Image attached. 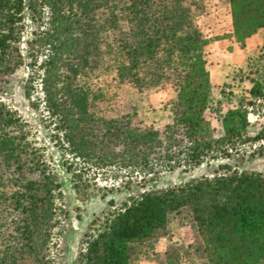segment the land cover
Here are the masks:
<instances>
[{"label": "trees", "instance_id": "obj_1", "mask_svg": "<svg viewBox=\"0 0 264 264\" xmlns=\"http://www.w3.org/2000/svg\"><path fill=\"white\" fill-rule=\"evenodd\" d=\"M130 1L126 7L127 0H0V75L22 62L17 43L24 12L32 20L48 13L47 27L32 33L28 52L32 57L46 51L41 63L45 106L73 157L140 171L194 168L205 159L229 160L239 145L264 138V128L247 135L240 107L220 113L212 104L202 58L207 40L198 24L199 16L210 13L209 0ZM141 1L144 9L137 6ZM161 1L168 4L159 12ZM228 2L237 41L264 28V0ZM98 7L108 14L98 17ZM124 19L126 25L113 35ZM103 62L120 82L139 90L174 87L171 122L155 127L135 113L95 115L91 78ZM24 123L0 103V264H53L49 249L60 183L25 141ZM262 149L250 157L262 155ZM65 168L71 172V164ZM218 169L211 177L130 195L95 216L74 264H134L136 248L162 236L170 215L182 209L195 222L208 264H264V170L227 162Z\"/></svg>", "mask_w": 264, "mask_h": 264}, {"label": "rangeland", "instance_id": "obj_2", "mask_svg": "<svg viewBox=\"0 0 264 264\" xmlns=\"http://www.w3.org/2000/svg\"><path fill=\"white\" fill-rule=\"evenodd\" d=\"M129 1L126 7L132 4ZM209 3V15L198 17L202 35L207 40L202 49V58L208 73L219 61H224L229 67L227 80L221 89L213 88L216 86L213 83L214 72L212 78L209 73L212 104L220 113H224L227 109L251 101L255 96L263 95L264 33L260 35V42L248 50V38L239 42L234 37L228 0H209ZM166 4V1H161L158 11L166 10ZM146 5L142 1L137 3L140 9ZM99 10L98 17L108 14L103 7H98ZM47 19V11L37 20H32L28 12H24L21 38L17 43L22 62L11 72L0 75V103L25 122L22 127L25 141L29 147L42 154L60 183V193L55 198L56 225L49 249L53 264H74L80 239L91 220L105 210L119 207L130 195L176 186L193 178L211 177L220 173L218 167L226 162L238 169L264 170V138L239 145L238 151L233 152L229 160L205 159L194 168L181 166L172 170L140 171L115 166L98 167L73 157L62 141V133L56 128L55 119L49 115L45 106L41 63L46 51L34 52L32 57L28 52L27 42L32 33L46 28ZM118 24L120 26L114 29L113 35L118 34L119 28L126 25L125 19ZM10 64H13L12 58ZM106 64L103 62L91 78L94 84L92 95L95 96V115L111 118L135 113L136 119L155 127L171 122L177 94L174 87L166 85L139 90L125 81L120 82L115 73L105 67ZM252 81L256 83V88L251 93ZM212 126L217 134L221 133L218 120L214 119ZM262 128L264 119L254 123L247 121L246 132L249 137L255 136ZM260 146L263 147L262 155L250 157L249 154ZM66 164H71V172L66 170ZM110 200L113 206H109ZM133 263L208 264L203 255L201 237L188 209L172 213L162 236L138 246Z\"/></svg>", "mask_w": 264, "mask_h": 264}, {"label": "crops", "instance_id": "obj_3", "mask_svg": "<svg viewBox=\"0 0 264 264\" xmlns=\"http://www.w3.org/2000/svg\"><path fill=\"white\" fill-rule=\"evenodd\" d=\"M264 33V28L261 29L259 32H257L255 35H253L252 37H249L247 39V49L250 50L252 49L254 46H256L259 42H260V35ZM229 67L227 66V64L224 61H219V63L214 64L211 69L209 70L210 76L212 78V72H214V82L212 80V82L216 85L213 86V88L218 89L223 85V83L227 80V74H229L228 71Z\"/></svg>", "mask_w": 264, "mask_h": 264}, {"label": "built area", "instance_id": "obj_4", "mask_svg": "<svg viewBox=\"0 0 264 264\" xmlns=\"http://www.w3.org/2000/svg\"><path fill=\"white\" fill-rule=\"evenodd\" d=\"M225 90H229L226 88ZM246 113V120L248 123H254L264 119V87L263 95L255 96L251 101L241 104L239 106Z\"/></svg>", "mask_w": 264, "mask_h": 264}]
</instances>
